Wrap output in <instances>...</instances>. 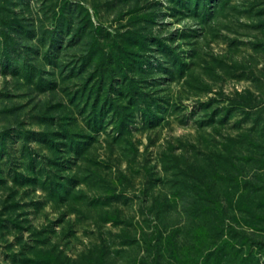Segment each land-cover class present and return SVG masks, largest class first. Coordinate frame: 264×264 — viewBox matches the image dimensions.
Here are the masks:
<instances>
[{"label": "rangeland", "instance_id": "1", "mask_svg": "<svg viewBox=\"0 0 264 264\" xmlns=\"http://www.w3.org/2000/svg\"><path fill=\"white\" fill-rule=\"evenodd\" d=\"M0 264H264V0H0Z\"/></svg>", "mask_w": 264, "mask_h": 264}]
</instances>
